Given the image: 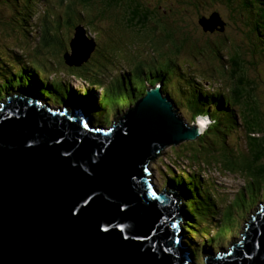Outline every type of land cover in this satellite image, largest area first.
<instances>
[{
    "label": "water",
    "instance_id": "obj_1",
    "mask_svg": "<svg viewBox=\"0 0 264 264\" xmlns=\"http://www.w3.org/2000/svg\"><path fill=\"white\" fill-rule=\"evenodd\" d=\"M199 23L210 32L222 26L215 14ZM84 36L76 28L70 48ZM88 41L79 62L65 55L67 64L89 57ZM72 115L26 100L0 110V264H190L180 246L181 195L169 187L156 194L147 163L198 138L199 125L185 124L159 89L110 132ZM248 222L239 242L208 251L203 264H264V206Z\"/></svg>",
    "mask_w": 264,
    "mask_h": 264
},
{
    "label": "rangeland",
    "instance_id": "obj_2",
    "mask_svg": "<svg viewBox=\"0 0 264 264\" xmlns=\"http://www.w3.org/2000/svg\"><path fill=\"white\" fill-rule=\"evenodd\" d=\"M140 2L146 4L144 6L146 8H153L156 5L158 13L165 10V12L159 13L157 18L173 28L175 32H177L178 37H180L179 33L187 34V36L191 37V45L194 47H201L206 54L197 56L194 55L195 53L191 54V52H189L187 55L185 51L180 50L178 47L176 53H174L173 43L175 40H178V38L174 35L173 38L175 40H166L163 36L160 23H158L156 31H147L139 35V40L144 43L142 47L137 46L131 48L130 33H118L117 40L119 44L112 47V38L116 32H109L110 23L112 19L116 18L107 14L108 16L105 17L107 20H98L95 18V13L98 8L95 7L94 4L86 6L80 0H31L30 2L29 0H0V61H11L14 66H12L11 69L15 71L17 63L14 59H16L17 53V55L20 56L19 61L21 64L24 62L30 63L40 72L43 78L48 77L44 79V82L37 83L38 90L43 86L53 89L54 87L50 83L51 78L54 80H61L66 88H70L69 92H73L74 90H85V92L91 96L92 101H94L96 109H98L101 114H104L105 109L103 107L106 105H102V98L101 101L97 102V97L100 92L95 91L93 93L91 90H88L83 83L78 84L79 82L71 76L74 70L64 64L62 59L64 53L69 51V56H71L69 60L72 62L75 60L79 62L78 59L82 57L85 51V39L80 38L72 49H69V41L73 37L75 26L78 24H85L91 37H94L96 46L98 44L97 50L94 51L91 56L93 58H90L91 63L81 68L88 73L89 78H93L92 81L99 85H108L112 78L124 73V69L132 71L145 69L149 71L154 69L153 64L155 63L164 62V64H171L170 60H172L179 68V75L183 76H172L169 81L171 86L168 88V91L177 101L176 108L178 109L179 116L186 124H192L196 117H193V113L190 108H188L186 100L189 94L187 91L184 90L182 94L179 92L182 82L183 86L181 89L187 85L185 81L180 78L186 79V81L189 78L194 80V83L190 82L191 90L198 92H214L218 90L221 93L227 94L226 88L230 80L227 79V77H223L220 71L221 65L223 67V65L227 63L225 55L228 53H225V50L222 49L220 56L224 58L219 61L216 59L217 54L213 51L214 48L207 44V40L210 43L214 40H219L218 42L220 44L222 43L220 41H224L228 50L233 48L234 45V48L238 53H241L244 60L248 61L246 62L248 66L245 67L248 71V78L253 80L256 84L253 91L256 100L255 105L261 108V112L264 113V65L260 60L251 55L248 56L247 52L244 51L255 43L256 39L255 33L251 34L248 32L249 27L244 25L238 13H234L232 10L225 8L222 4H210L208 1L205 2V4L204 1L200 2L202 6L200 11L195 10L188 0H140ZM213 12H215V15L221 16L225 22V28L222 33L217 31H213L212 33L204 32L201 30V26L199 27L198 25L200 16L205 15L209 17ZM80 13L82 14V18L80 17ZM169 13L174 15L175 13L178 15L180 13L179 17L181 18L182 24L178 26V29L173 27L171 20L165 21L169 18ZM39 14H41V17ZM89 18L92 19L93 25L97 30L88 24ZM118 21L120 22V20ZM88 32L87 34L89 35ZM40 39L44 42L45 47L42 49L41 55L36 56L33 49L34 47L38 49L40 46L39 44H42ZM75 51L76 54H74ZM254 61H256L257 64L253 65ZM81 64H83V62H80L78 66H83ZM254 66H256L255 69H253ZM3 68L4 67L0 65V73H3L2 75L5 76L6 72L4 71L6 70ZM84 75L88 78L86 74ZM104 91L105 90L101 93H104ZM76 101L79 102L78 99H76ZM123 110L124 108L121 112H123ZM231 110L235 111L233 108ZM233 114L235 117H232L225 128L227 131V147L230 152L235 149L236 153V150L239 149L240 152L245 153L246 136L244 134V127L242 126L240 117L237 116L236 113ZM205 119H201L202 121L198 119L196 121L199 127L201 129L203 128V132L212 124V121L210 122ZM110 120L109 124L106 125L107 128L114 124L117 117L114 116V118H110ZM208 122L210 123L209 125ZM204 139L208 141V137ZM185 141H182V143L180 142L178 145L167 147L152 161V163H150V167L153 169V176L152 180L150 179L149 181L150 183L153 181L158 190L162 188L163 176L165 177L168 168H171L172 161H176L180 156H184V153L191 148H199L197 145L199 139L193 141V143L190 140L191 143L187 140ZM199 143H201V141H199ZM205 145L208 146V143ZM201 149L203 150V148ZM181 151H183V154H181ZM178 152L180 154H178ZM203 155L205 154L202 153L201 158H204L202 157ZM181 159L183 160V162H181L182 165L173 164L175 167H172V170H178L176 165L179 167L185 165L188 171L194 172V177L200 179L203 185L202 188H207L212 195H216V198L213 197V199L215 204H218L220 207L217 208L213 215L215 220L213 223L220 225L225 219L223 223L227 224L228 218H225L223 215L225 212L224 210H226L225 206H227L229 201H232L236 195L240 197L243 194V185L248 184L246 182L248 173L234 170L230 171L228 174L223 171L224 168L221 166L222 164L215 166L207 163L208 166H201L196 163L188 162L185 156ZM219 160H221V158H219ZM255 191L256 193L253 195ZM244 192H246L244 196L245 200L242 202L243 204L237 201L240 210L234 215L239 220L241 231L245 224H249V217L253 216L258 207L264 204V182L262 180L258 182L256 188L250 191V193L247 191ZM210 223L211 222H209V224ZM216 230V227H211L210 234L215 233ZM224 234L225 235L219 239L217 238L209 241L211 242L210 248L213 252L218 250V248L221 249L226 247L231 242L236 243L240 240V237L232 236V234L228 235L227 233ZM195 243L197 247L208 244L207 241L203 239H198ZM213 245H215V247ZM188 246H190L189 243ZM193 246L196 247V245ZM212 247L214 248L212 249ZM227 250L228 249H226V251ZM194 254L195 256H192L194 264H203V259L207 254L204 253V251L201 252L195 249Z\"/></svg>",
    "mask_w": 264,
    "mask_h": 264
},
{
    "label": "trees",
    "instance_id": "obj_3",
    "mask_svg": "<svg viewBox=\"0 0 264 264\" xmlns=\"http://www.w3.org/2000/svg\"><path fill=\"white\" fill-rule=\"evenodd\" d=\"M80 1L86 6L94 4L95 7L98 8L95 13V18L98 20H107L105 17L108 15L116 18L112 19V22L110 23L109 32H116V34H112V47L119 44L117 40L118 33L131 34V48L137 46L142 47L144 43L139 40V35L147 31H156L157 25L160 23L163 30V36L166 40L174 39V35L178 38V40L174 39V53H176L178 47L180 50L185 51L187 55L189 52H191V54L195 53L194 55L197 56L206 54L201 47H194L191 45V37L187 36V34L178 32L180 36L178 37L177 32H175L173 28L169 27L164 21H160L157 16H159V13L165 12V10L158 13L156 5L153 8H146L144 7L146 4L141 3L140 0ZM188 1L197 11H200L202 8L200 5L201 1H204V4L208 1L210 4H222L225 8L232 10L234 13H238L244 25L249 27L248 32L251 34L255 33L254 35L256 39V42L244 51L247 52L248 56H253L254 58L260 60L264 65V0ZM168 11L170 12L169 9ZM81 15L82 14L80 13V17L82 18ZM39 16L41 17V14H39ZM179 16L180 13L179 15L177 13H175V15L169 13V18L165 21L171 20L173 27L178 29V26L182 24ZM118 20H120V22H124L120 23ZM88 24L97 30L93 25L92 19L89 18ZM76 28H83L85 32H88L85 24H78L74 29ZM93 40L95 41L94 37ZM218 41L214 40L210 43L207 40V44L214 48L213 51L217 54L216 59L219 61L224 58L223 56H220L222 49L225 50V53H228L225 55L227 63L224 64L223 67L221 65L220 71V74L223 75V77H227V79L230 80V83L226 88V92H228L227 94L221 93L218 90H215L214 92H198L191 90L190 82L194 83V80L189 78L186 81V79L180 78L185 81L187 85L181 89L183 86L182 82L179 92L182 94L183 91L186 90L189 94L186 101L188 103V108H190L193 113V117L206 116L212 121V124L208 127V129L198 138L199 141H201V143H199V141L197 142L199 148H191L189 151L184 153V156L188 162L196 163L201 166H208L207 163L215 166L222 164L221 166L224 168L223 171L228 174L230 171L234 170L244 173L246 172L248 173L246 181L248 184L243 185V194L240 197L236 195L232 201H229L228 205L225 206L226 210H224L225 212L223 215L225 218H228L227 224L223 223L224 219L222 223L218 225L217 223H213L215 221L213 215L215 214L217 208L220 207L214 202L213 197L216 198V195H212L207 188H202L203 185L200 182V179L194 177L195 173L188 171V169L184 167L185 165L183 167L176 165L178 170H172V167L170 169L168 168L165 176L166 178L163 176L164 185L170 182L175 188H181L184 192L183 194L187 195V200L184 201V206L190 215V220H187L183 226L185 243L187 244L188 240L193 243V240L195 239H203L208 243L202 247H197L196 245L194 249L197 251L202 250V248H208L211 244L209 241L217 238L219 239L225 235L224 233H227L228 235L232 234V236H239L240 238L243 237V233L247 230V226L245 227V230L241 231L239 220L234 216L240 210L238 202L243 204L242 202L245 200L244 196L246 193L244 191L250 193V191L256 188L258 182L261 180L264 182V113L261 112V108L255 105L256 100L254 98L253 91L256 84L253 80L248 78V71L245 68L248 66L246 63L248 61L244 60L241 53H238V51L234 48V45L233 48L228 50L224 41H220L222 42L221 44ZM40 42L42 44H39V48L36 49L37 47H34L33 49L36 56L41 55L42 49L45 47L44 42H42L41 39ZM93 52L91 54H93ZM91 56L92 55H90V57H88L85 61H82L83 64L81 65L83 66L81 67L78 65H69L74 72L80 74L76 75V77L80 80H90L88 73L83 71L81 68L85 67L86 64L91 63L90 58H93ZM19 60L20 56L16 53V59H14V61L17 63V66H15V71L11 69L13 66L11 61V63L4 62L3 60L0 61V65L4 67V70H6L4 71L6 72L5 76L2 75L3 73H0V99L5 93H9L13 90L37 95L46 99L50 103L55 100L58 101V103H62L65 99H73L72 97L76 96L74 91L69 92V89L65 88V86L60 82L51 83L54 87L53 89L43 86L38 90L37 83L44 82L40 77V72L37 71L32 64L25 62L21 64ZM78 60H80V58ZM170 61L171 64H164V62L155 63L153 64L154 69L149 71L141 69L140 71L133 73L124 69V73L112 78L108 85H102L106 89L104 94L102 93V105H106L103 107L106 111H104V115H101L99 110H95V115L91 114L93 116V122L96 124L100 121L102 124L108 125L109 120L113 115L117 116V113L120 114L123 108L127 110L136 102V100L145 94L149 87L157 84L161 85L160 88L163 91V94L167 95L177 107V101L169 94L168 88L171 86L169 83L171 77L179 75L180 71L176 64H174L172 60ZM255 64H257L256 61L253 62V65ZM255 68L256 66H254L253 69ZM213 69L215 70L214 66ZM84 74L88 76V79ZM179 76L182 77L183 75ZM97 102H99V96L97 97ZM232 108L236 112L231 110ZM233 113H236V115L240 117L242 126L244 127V134L246 136L245 153L240 152L239 149L236 150V153L235 149L230 152L227 147V131L225 128L232 117H235ZM205 137H208V141H205ZM207 143L208 146L205 145ZM201 148H203V150ZM183 151H181V154H183ZM202 153L205 154L202 156L204 158H201ZM178 154L180 153L178 152ZM236 154L241 156H237ZM182 157L180 156L176 161H172V165L183 162L181 159ZM219 158H221V160H219ZM255 193L256 191L253 192V195ZM209 222L211 223L209 224ZM211 227H216L217 229L213 234H210Z\"/></svg>",
    "mask_w": 264,
    "mask_h": 264
},
{
    "label": "clouds",
    "instance_id": "obj_4",
    "mask_svg": "<svg viewBox=\"0 0 264 264\" xmlns=\"http://www.w3.org/2000/svg\"><path fill=\"white\" fill-rule=\"evenodd\" d=\"M212 14H215V12H213ZM212 14H210V16L212 15ZM210 16L209 17H206L205 15H203V16H200L199 17V19H198V23H199V20L201 19V18H205V19H209L210 18ZM218 18H219V20H220V22L222 23V26L221 25H217V28L214 30V31H217V32H219V33H222L223 32V30H224V28H225V22L223 21V19L221 18V16H218ZM199 25V27L201 26L200 25V23L198 24ZM200 28H202V26L200 27ZM219 28H222V30L220 31L219 30ZM201 30H203L204 31V29L202 28ZM202 31V32H203ZM204 32H210V31H204ZM213 32V31H212ZM212 32H210V33H212ZM89 37L87 38L86 37V39H85V41H86V43H89ZM89 57H90V55H89ZM72 65H75V64H72ZM98 91V90H97ZM100 94H102L101 92H100ZM99 94V101H101V98H102V95H100ZM104 94V93H103ZM162 94H163V92H162ZM32 95H34V94H32ZM95 103H94V101H92L91 103H89V105H88V107L86 108L87 110V112L86 113H89L90 115L92 114V113H94V111H95ZM177 109V108H176ZM177 111H178V109H177ZM90 118V117H89ZM198 118L199 117H196V119L194 120V122L196 123V121L198 120ZM90 120H91V123L93 124V125H95V122H93V117H91L90 118ZM202 121V120H201ZM96 125L99 127V125L96 123ZM203 127H205V126H203ZM201 131H202V129H201ZM202 133H203V131L201 132V134L200 135H202ZM199 138V137H198ZM198 138H196L195 140H197ZM195 140H192V141H195ZM184 142V141H183ZM186 142V141H185ZM189 142V141H188ZM182 143V142H181ZM178 145V144H177ZM170 146H173V145H170ZM170 146H167V147H170ZM166 147V148H167ZM166 148H164V149H166ZM163 149V150H164ZM162 150V151H163ZM161 151V152H162ZM158 155V154H157ZM155 158H157V157H155ZM155 160V159H154ZM153 161V160H152ZM152 161H150L149 163H147V165L148 166H150V163H152ZM180 164H182L181 162H180ZM180 164H178V165H180ZM147 165H146V169H147ZM175 165H171V167H174ZM185 167V166H184ZM151 169H152V167H150ZM147 171L148 172H150L151 170H149V169H147ZM152 173H153V169H152ZM147 175H148V179L150 180H152V174H148L147 173ZM151 185H152V187H153V190H154V192L156 193V194H159L164 188H166V187H169L170 189H172L173 191H175L176 193H178L179 195H181V200H180V246L182 247V249H183V251L185 252V254H186V256L188 257V259L190 260L189 262H190V264H194V262L192 261V256H195V254H194V246L193 245H197L196 243H195V241L196 240H198V239H195V240H193V243L192 242H189V240L187 241V244L185 243V236H184V228H183V226H184V223L187 221V220H190V215L188 214V211L185 209V206H184V201H186L187 200V195H184L183 193V191H182V189L181 188H179V187H177V188H175L174 187V185L172 184V183H170V182H168V183H166L165 185H164V183L161 185L162 186V188H160V190H158V188L157 187H155L156 186V184L152 181V183H151ZM264 206V205H263ZM260 207H261V205H260ZM243 229H244V227H243ZM241 233V232H240ZM232 237V236H231ZM239 237V236H238ZM240 240H241V238H240ZM239 240V241H240ZM239 241H237V242H239ZM236 242V243H237ZM188 243L190 244V246H188ZM233 243H235V242H231L230 244L232 245ZM227 245L226 247H224V248H221V249H229V247L231 246V245ZM190 247V248H189ZM215 247V246H214ZM214 247H212V249L214 248ZM221 249H219L218 248V250H216V251H212L211 250V248H210V246L208 247V248H204V249H202V250H200L201 252L202 251H204V253H206L207 254V252L208 251H212L215 255H217V253L221 250ZM228 252V251H227ZM205 257H208V254L205 256ZM204 257V258H205Z\"/></svg>",
    "mask_w": 264,
    "mask_h": 264
},
{
    "label": "bare ground",
    "instance_id": "obj_5",
    "mask_svg": "<svg viewBox=\"0 0 264 264\" xmlns=\"http://www.w3.org/2000/svg\"><path fill=\"white\" fill-rule=\"evenodd\" d=\"M216 15H217V14H216ZM153 86H154V85H153ZM96 93H97V92H96ZM96 95H98V94H96ZM214 96H216V95H214ZM31 99H34V98L32 97ZM37 101L40 102V103L42 102L41 100H38V99H37ZM124 115H125V114H123V113H122V114H119L120 117H123ZM206 129H208V128H206ZM263 205H264V204H262L261 206H263ZM259 208H260V206L258 207V209H259ZM258 209H257V210H258ZM233 236H234V235H233ZM227 251H228V250H227Z\"/></svg>",
    "mask_w": 264,
    "mask_h": 264
}]
</instances>
